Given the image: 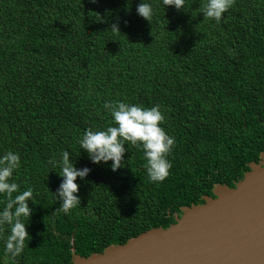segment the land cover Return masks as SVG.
Masks as SVG:
<instances>
[{"label":"trees","instance_id":"obj_1","mask_svg":"<svg viewBox=\"0 0 264 264\" xmlns=\"http://www.w3.org/2000/svg\"><path fill=\"white\" fill-rule=\"evenodd\" d=\"M143 2L150 22L136 13L141 0H0V154H19L12 179L34 197L15 264H72L73 240L88 257L168 228L214 185L234 187L264 152V0H234L219 24L203 18V0L179 11ZM106 101L159 106L175 141L163 182L148 180L137 147L125 145L115 172L79 149L85 129L111 125ZM65 149L90 169L67 214L48 163Z\"/></svg>","mask_w":264,"mask_h":264},{"label":"clouds","instance_id":"obj_2","mask_svg":"<svg viewBox=\"0 0 264 264\" xmlns=\"http://www.w3.org/2000/svg\"><path fill=\"white\" fill-rule=\"evenodd\" d=\"M233 3L234 0H203L199 12L204 19L219 24L222 14L232 7ZM160 4L164 8L171 6L179 11L183 9L185 0H160ZM136 13L150 22L153 17L152 5L141 0L136 6ZM110 31L118 32V26L113 24ZM103 108L111 117V125L99 130L85 129L77 138L79 149L84 151L92 164H108L111 161L109 168L115 172L123 166L125 145L137 147L142 151L148 180L153 183L163 182L171 168L167 157L175 141L174 137L169 136L160 127L163 115L159 106L148 108L123 101H106ZM48 163L53 168H58L57 176L61 178L56 191L51 192L59 202L57 211L67 214L80 206L79 185L75 181L77 178L83 181L90 169L75 167L72 156L66 149L59 153L58 159L51 158ZM19 168L18 153L7 150L0 154V236L3 256L0 264L9 260L15 264L16 258L25 249V241L30 239L26 225L32 212L29 201L33 204V189L27 187L19 191L18 184L12 179L13 173Z\"/></svg>","mask_w":264,"mask_h":264},{"label":"water","instance_id":"obj_3","mask_svg":"<svg viewBox=\"0 0 264 264\" xmlns=\"http://www.w3.org/2000/svg\"><path fill=\"white\" fill-rule=\"evenodd\" d=\"M234 187L216 184L214 198L182 207L168 228H152L72 264H264V152Z\"/></svg>","mask_w":264,"mask_h":264},{"label":"flooded vegetation","instance_id":"obj_4","mask_svg":"<svg viewBox=\"0 0 264 264\" xmlns=\"http://www.w3.org/2000/svg\"><path fill=\"white\" fill-rule=\"evenodd\" d=\"M258 162H259V160H258ZM258 162H256V163H258ZM234 185V184H233ZM205 196H209V197H211V198H214V195L212 194V190H211V193L209 194V195H205Z\"/></svg>","mask_w":264,"mask_h":264}]
</instances>
